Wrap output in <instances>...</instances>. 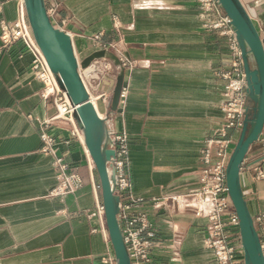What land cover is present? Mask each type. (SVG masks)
Here are the masks:
<instances>
[{
	"label": "crops",
	"instance_id": "0c3cea01",
	"mask_svg": "<svg viewBox=\"0 0 264 264\" xmlns=\"http://www.w3.org/2000/svg\"><path fill=\"white\" fill-rule=\"evenodd\" d=\"M259 30L264 27V2L239 0ZM58 28L75 34L82 57L94 50L89 37L102 34L117 43L133 61L126 69L128 99L123 114L113 117L116 130L129 138L131 174L136 197L147 200L196 193L205 167V140L223 121L225 81L229 69L227 40L204 28L210 15L197 0H45ZM6 19L15 18V3L3 7ZM32 54L21 44L2 47L0 39V264H99L112 251L110 240L92 233L99 226L88 211L103 205L101 182L84 140L73 136L65 121L47 129L58 155L84 186L64 201L51 195L57 185L54 157L43 151L41 122L56 114L52 102L41 97ZM113 82L106 84L111 89ZM248 103V102H247ZM102 111L105 107L102 105ZM240 132H234L237 141ZM262 157L264 130L248 155ZM251 173L252 178L247 176ZM242 192L253 218L264 211V180L244 168ZM142 209L158 230L153 255L156 264H217L206 247L209 220L167 203L163 209ZM264 242V224H256ZM233 243H240L237 231ZM245 264L244 255H238Z\"/></svg>",
	"mask_w": 264,
	"mask_h": 264
},
{
	"label": "built area",
	"instance_id": "2783aa9c",
	"mask_svg": "<svg viewBox=\"0 0 264 264\" xmlns=\"http://www.w3.org/2000/svg\"><path fill=\"white\" fill-rule=\"evenodd\" d=\"M263 1L264 0H257ZM9 2L15 3V18L8 20L2 16L3 7ZM199 9L210 15L204 22L207 31L214 32L227 40L229 54V69L220 74L225 81L224 103L222 105L223 121L219 130L205 140L201 151L202 161L205 165L201 175V185L196 193L164 198H151L147 200L136 197L131 174V158L129 138L126 132L112 129V138L116 153L114 170L116 177L115 193L119 195L120 214L119 221L130 256L131 264H156L152 254L156 247L158 230L142 209L149 204L155 209H163L167 203H183L185 210L191 211L197 217L209 220L206 247L213 250L217 264H240L238 255H244L239 229V217L234 209L228 193L227 167L236 140L234 132H241L246 118L248 102V81L244 69L243 54L236 33L232 26L231 18L224 12L218 0H197ZM49 17L54 10H47ZM67 21L63 19L58 29L67 33L73 44L74 54L78 63V71L82 82L89 94L91 102L97 109L94 101L104 104L105 110L101 117L108 112V104L112 97L113 87L117 78V70L110 60L95 59L87 68L82 67L83 57L76 45L75 34L65 29ZM258 30V29H257ZM264 45V27L258 30ZM0 39L2 47L8 48L13 44H21L22 49H27L33 56L31 70L41 83V97L53 103L56 114L48 120L41 122V138L43 151L54 157V166L57 170V185L52 189L51 195L64 201L70 195H76L84 186L81 176L69 171V165L58 155L55 138L47 130L56 121H65L69 125L71 134L83 139L82 132L74 118L77 107L72 103L66 89L62 88L59 78L51 70L48 62L39 48L35 39L26 0H0ZM94 50L108 49L113 51L126 69H132L135 63L128 59L117 43H106L102 34L89 37ZM113 82L111 89L105 85ZM128 86L124 83L118 109L116 113L123 114L127 105ZM94 99V100H93ZM246 157L242 170L253 171L254 179L264 180V171L260 165L251 164ZM88 218L97 216L100 223L92 228V233H101L108 241L109 233L106 224L104 206L97 204L96 210L88 211ZM256 224H264V211L254 217ZM237 231L240 243H233V234ZM264 252V242L261 241ZM99 264H117L114 251H109L101 258ZM170 264H181L179 256L173 257Z\"/></svg>",
	"mask_w": 264,
	"mask_h": 264
},
{
	"label": "water",
	"instance_id": "95a60500",
	"mask_svg": "<svg viewBox=\"0 0 264 264\" xmlns=\"http://www.w3.org/2000/svg\"><path fill=\"white\" fill-rule=\"evenodd\" d=\"M224 12L231 18L243 54L244 69L248 81V97L256 102L255 113L246 116L240 136L236 141L227 167L228 193L239 217V229L244 250L245 264H264V252L254 218L242 192L241 173L243 163L264 130V45L260 34L239 0H218ZM29 19L39 48L48 65L66 89L77 107L74 118L80 128L84 144L94 162L102 189L103 206L110 242L117 264H131L119 221L121 200L115 193L116 157L112 138L113 117L117 112L120 95L125 83L126 68L111 50H93L83 57L82 67L87 68L95 59L111 61L117 70V78L108 112L101 117L89 98L78 71L70 36L56 28L47 12L45 0H26ZM251 61L254 67H251ZM262 157L251 162L257 164ZM252 178L251 173L247 174Z\"/></svg>",
	"mask_w": 264,
	"mask_h": 264
},
{
	"label": "rangeland",
	"instance_id": "374dc122",
	"mask_svg": "<svg viewBox=\"0 0 264 264\" xmlns=\"http://www.w3.org/2000/svg\"><path fill=\"white\" fill-rule=\"evenodd\" d=\"M251 67H254L253 61H251ZM255 109H256V102H255L254 98L252 96H250L248 99V103H247V110H248L247 115L252 117L253 114L255 113ZM100 112H102V107H100ZM245 181H246L245 177L241 175V182L244 183Z\"/></svg>",
	"mask_w": 264,
	"mask_h": 264
},
{
	"label": "bare ground",
	"instance_id": "6f19581e",
	"mask_svg": "<svg viewBox=\"0 0 264 264\" xmlns=\"http://www.w3.org/2000/svg\"><path fill=\"white\" fill-rule=\"evenodd\" d=\"M93 100H94V99H93ZM94 103H95V105H96V107H97V109H98L100 115H102V114H103V111L100 112V107H102L101 104H100V102H99V101H94ZM102 105L104 106V104H102Z\"/></svg>",
	"mask_w": 264,
	"mask_h": 264
},
{
	"label": "flooded vegetation",
	"instance_id": "af4514ba",
	"mask_svg": "<svg viewBox=\"0 0 264 264\" xmlns=\"http://www.w3.org/2000/svg\"><path fill=\"white\" fill-rule=\"evenodd\" d=\"M248 99H249V97H248ZM247 113H248V110L246 111V116H247Z\"/></svg>",
	"mask_w": 264,
	"mask_h": 264
}]
</instances>
